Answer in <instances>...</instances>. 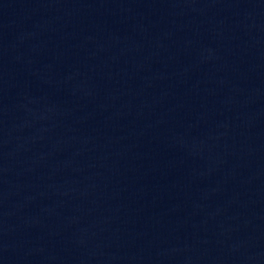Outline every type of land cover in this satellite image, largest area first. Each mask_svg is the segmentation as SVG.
Returning a JSON list of instances; mask_svg holds the SVG:
<instances>
[{"label": "water", "instance_id": "95a60500", "mask_svg": "<svg viewBox=\"0 0 264 264\" xmlns=\"http://www.w3.org/2000/svg\"><path fill=\"white\" fill-rule=\"evenodd\" d=\"M0 264H264V0H0Z\"/></svg>", "mask_w": 264, "mask_h": 264}]
</instances>
